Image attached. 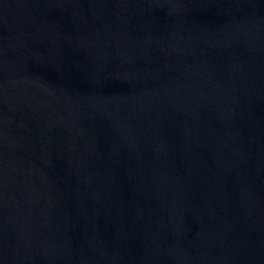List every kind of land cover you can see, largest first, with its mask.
<instances>
[{"label": "water", "instance_id": "1", "mask_svg": "<svg viewBox=\"0 0 264 264\" xmlns=\"http://www.w3.org/2000/svg\"><path fill=\"white\" fill-rule=\"evenodd\" d=\"M0 264H264V0H0Z\"/></svg>", "mask_w": 264, "mask_h": 264}]
</instances>
